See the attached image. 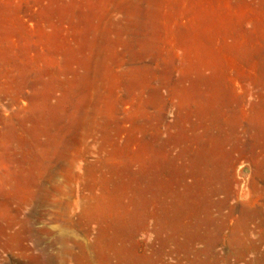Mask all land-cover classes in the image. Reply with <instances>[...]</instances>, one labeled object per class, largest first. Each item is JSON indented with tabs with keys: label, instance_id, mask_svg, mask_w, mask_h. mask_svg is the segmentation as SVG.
Wrapping results in <instances>:
<instances>
[{
	"label": "rangeland",
	"instance_id": "rangeland-1",
	"mask_svg": "<svg viewBox=\"0 0 264 264\" xmlns=\"http://www.w3.org/2000/svg\"><path fill=\"white\" fill-rule=\"evenodd\" d=\"M0 264H264V0H0Z\"/></svg>",
	"mask_w": 264,
	"mask_h": 264
}]
</instances>
